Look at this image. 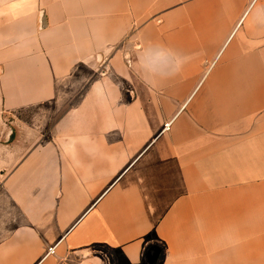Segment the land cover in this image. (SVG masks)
<instances>
[{"label":"crops","instance_id":"0c3cea01","mask_svg":"<svg viewBox=\"0 0 264 264\" xmlns=\"http://www.w3.org/2000/svg\"><path fill=\"white\" fill-rule=\"evenodd\" d=\"M156 243L264 264V0H0V264Z\"/></svg>","mask_w":264,"mask_h":264},{"label":"rangeland","instance_id":"374dc122","mask_svg":"<svg viewBox=\"0 0 264 264\" xmlns=\"http://www.w3.org/2000/svg\"><path fill=\"white\" fill-rule=\"evenodd\" d=\"M99 250H100V252L98 251L99 253H104L109 257L112 264H127L126 262L123 261V259L121 258V255L115 250L105 248V247L99 248ZM152 251H153L152 257L145 260L143 264H160L162 254H163V249L162 247H160V244L156 243V247H154ZM64 264H78V257L72 254L69 257H67Z\"/></svg>","mask_w":264,"mask_h":264},{"label":"built area","instance_id":"2783aa9c","mask_svg":"<svg viewBox=\"0 0 264 264\" xmlns=\"http://www.w3.org/2000/svg\"><path fill=\"white\" fill-rule=\"evenodd\" d=\"M170 121L164 122L162 125V131H167L170 127ZM54 246L48 247L46 250V255L52 254L53 253Z\"/></svg>","mask_w":264,"mask_h":264}]
</instances>
